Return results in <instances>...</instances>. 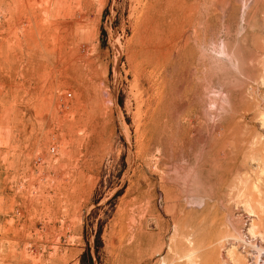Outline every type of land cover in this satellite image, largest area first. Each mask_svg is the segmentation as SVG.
Masks as SVG:
<instances>
[{
  "label": "rangeland",
  "instance_id": "obj_1",
  "mask_svg": "<svg viewBox=\"0 0 264 264\" xmlns=\"http://www.w3.org/2000/svg\"><path fill=\"white\" fill-rule=\"evenodd\" d=\"M16 1L0 264L264 259V0Z\"/></svg>",
  "mask_w": 264,
  "mask_h": 264
},
{
  "label": "built area",
  "instance_id": "obj_2",
  "mask_svg": "<svg viewBox=\"0 0 264 264\" xmlns=\"http://www.w3.org/2000/svg\"><path fill=\"white\" fill-rule=\"evenodd\" d=\"M262 256H263V254L259 255V257H257V258H254L255 264H264V259L262 258Z\"/></svg>",
  "mask_w": 264,
  "mask_h": 264
},
{
  "label": "bare ground",
  "instance_id": "obj_3",
  "mask_svg": "<svg viewBox=\"0 0 264 264\" xmlns=\"http://www.w3.org/2000/svg\"><path fill=\"white\" fill-rule=\"evenodd\" d=\"M16 1V0H15ZM19 0H17L16 1V3L18 2ZM22 0H20V2H21ZM15 3V2H14ZM14 3H13V5H14ZM22 4H23V2H22ZM17 6L19 5V7H17V11H19V10H21V9H18V8H20L21 6H20V4L18 3V4H16ZM24 5V4H23ZM15 6V5H14ZM15 10H16V8H15ZM17 13V12H16ZM254 228V227H253ZM253 230V229H252Z\"/></svg>",
  "mask_w": 264,
  "mask_h": 264
}]
</instances>
